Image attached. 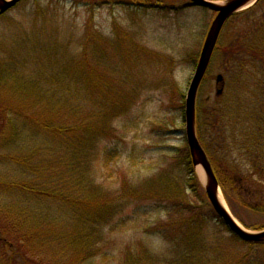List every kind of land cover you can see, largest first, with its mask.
<instances>
[{
	"label": "rangeland",
	"instance_id": "rangeland-1",
	"mask_svg": "<svg viewBox=\"0 0 264 264\" xmlns=\"http://www.w3.org/2000/svg\"><path fill=\"white\" fill-rule=\"evenodd\" d=\"M111 1L113 3L110 0H23L15 8L0 16V44L2 46L4 43L9 44L17 35L23 32L30 33L35 24L42 27L45 22L57 27L62 41L77 43L85 33L84 25L90 17L91 7H95L93 31L105 38L107 41L105 47H111L110 42L116 41L115 38L119 40L120 34L122 36L128 34L129 39L121 38L119 41L128 42L129 46L126 45V48L124 46L123 52L113 53L119 60L114 74L118 80L132 74V80L128 78V82L118 84V88L124 92L120 94L121 100L131 96L125 92L138 90L140 95L131 112L115 122L116 137L99 143L90 177H93L95 183L102 188L115 191L124 175L128 178L134 176L136 188L142 185L150 196H174L171 202L175 201L176 205L168 214L171 205L164 199L146 197L129 204L114 218L117 220L113 225V227L117 226L116 229L113 232H110V229L108 232L106 249L115 256L110 263L116 264L117 260L124 258V254L132 252L135 247L143 244L160 258L159 264H169L175 254L172 252L174 248L168 238L160 233L167 229L173 234L179 227L176 221L197 215L200 212L199 204L206 206L204 211L207 224L202 231V238L214 236L211 241H215L213 242L215 244L218 229L223 232L222 236L225 238L224 248L228 253L230 250L233 252L234 245L229 243L230 233L212 213L211 205L203 204L199 195L188 188L186 181L189 180V176L186 164L181 160V148L187 144L183 116L184 98L215 14L197 7L180 8L185 0H147L152 5L159 3L163 6L177 7L179 10L135 8L117 4L116 2L120 0ZM237 15L223 29L219 40L220 48L213 56L205 81L198 93L197 128L202 129L206 141H211L210 133L207 132L208 127L211 128L212 125L210 121L212 119L209 117L211 106L220 99L218 107H221L224 100L223 94L217 96L216 93L218 74L224 76L223 90L226 87V91L228 82L229 86L235 87L239 93L241 86L253 83L255 87L252 90L258 97L251 95L252 97L248 98L257 106L264 107V94H260L261 91L256 85L260 79L259 68L263 60L259 55L255 57L249 52L251 48L257 47L253 45L252 39L264 38V30L261 29L264 28V0ZM115 23L119 24V31H115L113 27ZM71 28L74 32H70ZM257 29L261 31L259 35L256 34ZM245 38H248L246 43H244ZM136 45L146 48L148 53L144 55L145 60L142 63L139 62L134 66L128 63L125 53L131 59L137 57L138 53L133 52ZM230 50L233 52L229 53ZM112 52L111 50L110 53ZM22 58L20 59L23 62ZM25 67L23 72L33 75L34 78L38 77L39 71L41 73L39 75L46 73L43 67L39 66L37 70L34 61L28 60ZM85 99L82 96L79 102L80 105L87 107L89 103ZM156 123L158 126L155 125ZM21 126L24 128L23 123ZM164 126L170 129L164 130ZM31 129L34 128H27V135L31 134L37 145L40 141L35 133L39 134V132ZM200 140L203 144L206 143L203 138ZM231 150L229 154H223L222 150L214 154L213 149V162L217 161L218 165L226 170H229V164L234 166L236 163L240 169L238 176L242 183L238 184V188L254 189L257 182L246 175L250 166L249 158L239 148ZM106 151H110L109 158H103ZM14 156L15 153L11 148L5 147L4 142L0 143V182L28 180L35 184L37 186L35 189L39 191L45 185L50 186L45 188L48 190L63 188L56 184V180L59 181L58 175L41 174L28 169L27 171L21 167L19 159L13 160ZM57 169H55L56 174L60 173L58 167ZM167 179H170V183H166ZM200 179L202 181V178ZM179 193L187 198V201L195 204L194 208L183 211L181 199L177 198ZM236 193L237 190L233 193L234 197ZM242 195L249 193L243 191ZM15 212L19 213L13 217ZM79 217L85 220L83 217H86V214L84 212L81 214L80 208L73 204L48 200L38 194L24 195L15 192L8 194L5 189L0 190V228L2 224L10 228L15 224L14 231L22 234L23 248L19 253H24L19 255L15 262L10 258L11 251L4 249L0 243V264L56 262L59 251L65 249V235L69 236L75 228H79L77 225ZM246 217L250 222L263 220L261 214L246 215ZM79 222L81 224L83 221L79 220ZM156 228L160 231L154 232ZM208 243L211 242L208 240ZM29 250L30 253L27 252ZM22 255L28 260L23 259ZM106 263V260L98 257L92 264Z\"/></svg>",
	"mask_w": 264,
	"mask_h": 264
},
{
	"label": "trees",
	"instance_id": "trees-1",
	"mask_svg": "<svg viewBox=\"0 0 264 264\" xmlns=\"http://www.w3.org/2000/svg\"><path fill=\"white\" fill-rule=\"evenodd\" d=\"M93 16L92 12L85 29L88 41L77 44L62 41L57 27L45 22L42 27L35 24L30 33L17 35L9 44H0V143L4 142L5 147L11 148L15 153L13 160L19 159L22 168L41 174L58 175L59 181L56 180V184L63 187L48 190L45 188L50 186L45 185L39 191L32 182L22 180L0 182V190L5 189L8 194H38L48 200L73 204L80 208L81 214H86V217H83L85 220L78 218L79 228H75L69 236L65 235V249L59 251L56 262L47 264H92L98 257L106 260V264H111L110 261L114 260L115 256L106 249L109 236L105 231L108 228L111 229L110 232L116 229L117 226L113 227L117 222L114 218L129 204L139 198L156 197L169 202L170 212L176 205L175 201L171 202L174 196H150L142 185L136 188L134 176L127 178L124 175L121 188L115 191L105 190L90 177L99 143L116 137L114 122L130 113L140 95L138 90L125 92L131 96L121 100L120 94L124 92H121L118 84L128 82V78L132 80V74L118 80L114 73L119 60L113 53L123 52L124 46L126 48V45H129L128 42L119 41L121 35L119 40L116 38V41L110 42L111 47H105L107 41L100 33L93 31ZM127 35L122 38L129 39ZM134 51L138 53L137 57L131 59L125 53V58L129 64L137 66L145 60L144 55L148 52L138 45ZM249 52L255 57L259 55L263 60L259 68L260 79L256 83L260 94L263 95L264 49L253 47ZM28 60L34 61L36 68L43 67L46 73L39 75V71L38 77L34 78L33 75L23 72ZM253 87L255 86L251 82L248 86H241V95L235 87L229 86L228 82L222 106L218 107V100L209 113L212 125L211 128L208 127L207 132L210 133L211 141L205 140L200 127L198 134L200 139L206 141L204 148L209 154L234 214L245 226L260 230L264 228V107L257 106L248 98L252 97L251 95L258 97L252 90ZM82 96L89 103L87 107L80 105L79 99ZM28 127H33L31 130L39 132H34L38 135L39 144L36 145L31 134L27 135ZM237 148L249 158L250 166L246 175L257 182L254 189L238 188V184L242 183L238 176L240 169L236 163L234 166L229 164V170H226L220 167L217 161L213 162V149L214 154L221 150L223 154H229L231 149ZM181 153V160L186 164L189 176L186 181L188 188L199 195L203 204H209L195 174L187 146H182ZM105 157H110V151H106L103 155V158ZM32 162L36 163V168ZM57 167L60 170L58 174L55 171ZM166 183H170V179H167ZM230 187L233 193L237 190L236 197ZM243 191L249 195H242ZM177 198L181 199L183 211L194 208L195 204L187 201L181 193ZM205 207L199 204L200 212L197 215L178 219L176 225L179 227L173 234L167 229L160 233L168 238L174 248L172 252L175 254L169 264H264V242L246 243L235 235H230L229 243H233L234 247L233 252L230 250L228 253L224 248L226 243L223 232L218 229L215 244V241H211L214 236L202 238V231L207 224ZM210 210L215 214L212 208ZM18 213L15 212L12 216L15 217ZM254 214H261L262 222L248 221L246 215ZM79 220L83 222L80 224ZM218 220L221 222L219 218ZM14 226L15 224H12L10 228L2 224L0 243L4 249L11 251L10 258L17 262L19 255L24 253H19L23 248L22 234L15 232ZM159 231L160 229L156 228L154 232ZM208 240L211 243H208ZM131 251L126 252L124 258L117 260L116 264L160 262V258L155 257L145 245H139ZM27 252L30 253V250ZM21 257L28 260L23 255Z\"/></svg>",
	"mask_w": 264,
	"mask_h": 264
},
{
	"label": "water",
	"instance_id": "water-1",
	"mask_svg": "<svg viewBox=\"0 0 264 264\" xmlns=\"http://www.w3.org/2000/svg\"><path fill=\"white\" fill-rule=\"evenodd\" d=\"M20 0H0V13H4L13 6H15ZM197 4H202L209 6L214 10H219L220 14L217 19L214 21L211 30L205 41L203 51L200 57V61L192 80L188 99H187V134L188 142L191 149V154L193 156V163L195 165L201 164L203 166L206 183L205 189L207 195L214 206L215 210L219 213L220 216L224 219L225 223L235 232L238 236L247 241L259 242L264 240V231L259 233H252L241 228L227 212V210L221 205L218 199V190L219 183L213 172L211 164L205 154V151L199 144L196 134H195V99L196 94L199 88V85L203 79V76L208 67L212 51L216 45L220 30L223 26L224 21L240 6L247 3L249 0H235L229 3L227 6L219 7L212 3H207L203 0H195ZM222 77L218 76V80H221Z\"/></svg>",
	"mask_w": 264,
	"mask_h": 264
},
{
	"label": "bare ground",
	"instance_id": "bare-ground-1",
	"mask_svg": "<svg viewBox=\"0 0 264 264\" xmlns=\"http://www.w3.org/2000/svg\"><path fill=\"white\" fill-rule=\"evenodd\" d=\"M197 170H198V173H199L200 177L203 180H205L206 179V175H205L204 170L200 166H198ZM218 194H219L218 196H219L220 203L222 204L223 207H225V209H227L228 207L226 205V202L224 201V198H223L221 192H219Z\"/></svg>",
	"mask_w": 264,
	"mask_h": 264
},
{
	"label": "flooded vegetation",
	"instance_id": "flooded-vegetation-1",
	"mask_svg": "<svg viewBox=\"0 0 264 264\" xmlns=\"http://www.w3.org/2000/svg\"><path fill=\"white\" fill-rule=\"evenodd\" d=\"M187 3H189V1Z\"/></svg>",
	"mask_w": 264,
	"mask_h": 264
}]
</instances>
